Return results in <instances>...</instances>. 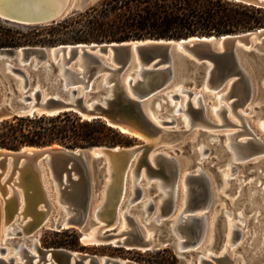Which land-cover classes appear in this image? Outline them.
<instances>
[{
  "label": "water",
  "instance_id": "water-1",
  "mask_svg": "<svg viewBox=\"0 0 264 264\" xmlns=\"http://www.w3.org/2000/svg\"><path fill=\"white\" fill-rule=\"evenodd\" d=\"M234 1L264 7V0ZM97 2L0 0V17L25 25H50ZM262 51L264 28L221 36L0 48V124L14 117L72 111L82 119H103L121 132L144 140L131 146L70 148L52 144L25 145L20 149L0 146V264H141L65 247H44L38 238L46 228L55 231L75 228L81 232L83 241L89 225L97 221L95 217L104 211L118 209L124 198L125 176L128 177L131 170L134 180L145 168L149 177L161 179L169 186L163 214L173 212L179 200L175 191L182 170V158L174 148L175 142L197 125L202 141L217 154L201 158L195 143L190 150L195 168L187 175L185 211L189 218L182 228V239L171 231L169 218L160 224L144 222L155 230V235L147 238L133 217L129 218L131 228L119 232V224L112 216L105 220L103 231L87 244H112L145 251L172 245L181 256L179 264H185L184 258H196L195 246L208 230L215 200L226 195L227 206L243 208L246 214L261 208L257 221L255 213L250 218L251 229L255 232L252 246L239 247L245 264H261L264 245L258 250L256 247L264 233V189L256 185L255 180L264 178V157L235 163L238 167L254 169L255 180L239 183L238 178H230L228 183L225 181L222 169L231 156L222 137L210 140L211 132L207 127L212 123L206 113L205 83H208V93L213 94L211 101L223 91L224 98L234 105L250 103L259 95L251 55ZM47 62L51 69L47 68ZM60 67L68 76L67 83L59 72ZM194 74L195 88H187ZM182 95L187 99L190 125L178 127L181 116L175 114V118L168 120L160 113L161 119L157 121L149 115L150 110L155 114L160 112L156 107L158 103L165 107L164 114H167L171 103L180 100ZM263 148L262 141L251 138L246 156ZM239 186V194L233 205H229L228 196L234 195ZM149 189L151 193L158 192L156 197L161 194L155 183ZM20 191L24 192L23 200ZM53 191L55 198H51ZM140 192L141 187H138V197ZM131 212L141 213L139 204L133 205ZM27 217L23 232L17 221L21 224ZM213 229L219 242L215 252L218 253L227 230L223 208L216 215ZM235 233L239 237L240 230L235 229ZM22 241L26 244L17 249ZM216 261L217 264H233L227 254L217 257Z\"/></svg>",
  "mask_w": 264,
  "mask_h": 264
},
{
  "label": "trees",
  "instance_id": "trees-1",
  "mask_svg": "<svg viewBox=\"0 0 264 264\" xmlns=\"http://www.w3.org/2000/svg\"><path fill=\"white\" fill-rule=\"evenodd\" d=\"M259 28H264V8L233 0H103L50 25H13L0 17V48L221 36ZM125 138V133L107 122L82 119L72 111L14 117L0 125V144L9 149L52 144L70 148L116 146L126 143ZM56 233L76 237L71 229ZM48 245L84 248L78 237L74 241L58 239Z\"/></svg>",
  "mask_w": 264,
  "mask_h": 264
},
{
  "label": "bare ground",
  "instance_id": "bare-ground-1",
  "mask_svg": "<svg viewBox=\"0 0 264 264\" xmlns=\"http://www.w3.org/2000/svg\"><path fill=\"white\" fill-rule=\"evenodd\" d=\"M47 68L51 69V64L49 62H47ZM60 74L63 76L64 78V82L67 83L68 81V76L66 74V72L64 71V68L60 67L59 70ZM128 76H126V79L128 80ZM207 85L208 83H205V88H206V102H207V106H206V113L208 118L210 119L212 125H210L209 127H207L210 132H211V137L210 140H220L221 136L220 135H215V133H213V129L215 128H223V127H235L237 128L234 131H228L224 136L226 137V140L224 142L223 140V144L225 145V147L227 148V150H229L230 152V156H231V160H229L226 164L225 167L222 169L223 172V177L225 179V181L228 183L230 178H238L237 181L239 183H245V182H249V181H253L255 179L252 180H248L247 178L245 179L244 176L241 175V171L242 169L238 166L235 165V163L238 162H243L245 160H247L248 158L253 157L255 161H258L260 158H262L264 156V148L261 149L260 151L250 155V156H246V154H248V144L250 142V139H257L260 140L264 143V139L262 137H260L253 129H251L247 122H246V116L244 115V113H251L252 109H255V104L257 103L258 97L252 99L250 101V103L247 104H243V105H234L232 103V101L227 100L226 98H224V92H219L216 96H214V99L211 101V98L213 96L212 93H208V89H207ZM181 86V85H180ZM179 85H177L176 87H180ZM19 89H20V85H18ZM211 101V102H208ZM171 110L167 113L168 115H171L172 118H175V115H179L181 116V119H183L184 124L186 125H190L192 123L191 121V114L189 112V108L187 105V99L185 98L184 95H182L181 99L178 101H173L171 103ZM212 105V110H210L209 106ZM157 109L160 111L159 113H154L153 111L150 110L149 115L155 120H159L161 119V117L159 116L160 113H163V111L165 112V107H163V105L161 103H158L156 105ZM242 109V111L240 110ZM210 112H212L213 114L217 115L220 120L221 123H217L216 121H214L212 119V117L210 116ZM211 113V114H212ZM232 116L237 117L240 120V123H236L235 121L232 120ZM163 118V117H162ZM170 119V120H171ZM259 126L264 130V120H261ZM197 127L199 128V125H197ZM194 127V128H197ZM199 131V130H198ZM243 135H248V137L244 138V139H240V137H242ZM204 144L203 145H199V151L201 153V158L202 157H208L205 153L210 150L209 145L207 144V142L203 141ZM154 152H152L150 154V158L152 157ZM210 156V155H209ZM235 168V169H234ZM198 169H201L200 166H198ZM188 169L186 168L185 173L184 171L181 170L180 173V177L177 183V189L175 191L176 196H179V200L178 202L175 204V209L173 208V212L168 213V214H163V204L165 202V198L169 196L170 194V187L169 186H165L162 182L161 179H155V178H151L148 176V174L146 173L145 168H142L139 172V176L137 178V180H134L133 177V170L128 171V177L125 176V183L123 184V196L124 198L121 199V202L118 206V209L115 212H111V211H104L102 212L100 215H98L96 218L97 221H95L94 223H91L89 225V230L87 233H85V236L83 237V242L85 243H89V240L94 239L95 237H97L99 235L100 232L103 231L102 225L105 224V220L112 218V216H115L116 219V223L119 224V228L118 231L119 232H123L126 231L128 229L131 228V223L129 218L133 217L135 222L139 225V227L141 228V230L144 232L145 236L147 238L149 237H153L155 235V230L153 228H149L145 225V223H151V222H156L157 224H160L161 222H163L164 219L169 218V225L171 228V231L178 236L179 238L182 239V228L185 225L186 221L188 220V213L185 211V203H186V198H187V189H188V184H187V175H188ZM8 172V170H7ZM6 172V173H7ZM6 176V174L3 176V178L1 180L4 179V177ZM241 176V177H238ZM261 180V183H259V181ZM256 185H260L261 189H264V178H257L255 180ZM152 183H155L159 189V191L161 192V194L157 197H159V204H157L156 206V202H155V196L152 198V193L150 192L149 187L151 186ZM184 185L185 189L183 191V199H182V203H179L180 201V188L181 185ZM138 187H141V192H140V196L138 197ZM130 189V195H128V190ZM241 186H239L236 190L235 194H239ZM147 192H149V195H147ZM254 192V191H253ZM158 193V192H157ZM10 195V194H9ZM230 196V195H229ZM232 198V204L229 205H233L234 199L236 197L231 196ZM24 198V192L20 191V199L23 200ZM264 202V197H263V201ZM0 204L2 205L1 202V195H0ZM135 204H139V209L142 210L141 213L138 212H131V209L133 207V205ZM124 205V206H123ZM179 205H181V209L178 207ZM224 209L225 215H226V219H227V230H226V234H225V240L224 243L221 247V249L219 250L218 253H215L213 250H210V252L208 253H203L202 255H200L201 252H203V246L206 244L208 237L210 236V231H211V225H214L215 219H216V211H212L209 219H208V230L204 236V238L202 239V241H200L197 246H195L196 250H197V255L195 260H192L190 258H184V262L185 264H209L210 262L217 264V257L221 256V255H225L227 254L230 259L233 261V264H245V256L241 250L243 259H240L239 256L237 255V250H239L240 246H252L251 242H252V238L255 235V232L252 231L251 226H249L248 228V237H246L243 242L240 245L236 246V243L238 241L241 240V238L244 235V228L248 226L249 224V219L247 218V214L243 211V208H238V209H233L230 208L229 206H225L222 207ZM180 209V212L178 214H176L178 212V210ZM158 213L153 216L154 212ZM255 213V218L254 220L257 221V217L259 216V214L261 213V208H256L254 210ZM175 214L177 215L176 217L173 218V216H175ZM136 215H138L136 218ZM29 217V216H28ZM28 217L21 221H17V223H19V229L24 231V225L27 224V220ZM17 217H15L12 221H15ZM238 219V221H235L234 219ZM145 222V223H144ZM122 223V224H121ZM140 223H142L143 225H145L146 227V231H144L142 229V227L140 226ZM121 225V227H120ZM13 228V227H12ZM235 229H239L240 230V235L239 237H236V233H235ZM26 230V228H25ZM39 239V238H38ZM180 239V240H181ZM259 245H257L256 250L260 249L261 246L264 245V233L261 234L260 239H259ZM22 244H26L24 241L19 242V246H17L19 249L20 245ZM179 247L181 248L182 245L179 244ZM233 247V249H232ZM242 249V248H241ZM145 251V250H143Z\"/></svg>",
  "mask_w": 264,
  "mask_h": 264
},
{
  "label": "rangeland",
  "instance_id": "rangeland-1",
  "mask_svg": "<svg viewBox=\"0 0 264 264\" xmlns=\"http://www.w3.org/2000/svg\"><path fill=\"white\" fill-rule=\"evenodd\" d=\"M234 1V0H233ZM103 2V0H98L97 3H101ZM239 2V1H237ZM96 3V4H97ZM255 6V5H254ZM258 7V6H257ZM264 8V7H262ZM81 12V11H79ZM76 12L75 14L79 13ZM74 15V14H73ZM72 16V15H71ZM10 23H12L13 25L17 24L20 26H28L25 24H20L17 22H12L10 21ZM63 42H58L57 44H46L45 46H57L62 44ZM68 44H74L73 42H67ZM252 61H253V66L254 69L256 71L257 77H258V88H259V95H258V100L257 103L255 104V109H252L251 113H244V115L246 116V122L248 124V126L253 129L260 137H262L264 139V130L259 126L261 120H264V51L262 52H253L252 53ZM195 79H196V74H194L192 76V78L187 82L186 87L187 88H195ZM210 110H212V105L209 106ZM242 111V109H240ZM243 112V111H242ZM212 112H210V116L212 117V119L214 121H216L217 123H221L220 118L215 115V114H211ZM162 117L164 119H168L170 120L172 118L171 115L168 114H164V111L162 113ZM10 120V119H8ZM103 120V119H101ZM232 120L235 121L236 123H240V120L237 117L232 116ZM7 121V120H5ZM4 121V122H5ZM105 121V120H103ZM106 122V121H105ZM3 123V122H2ZM1 123V124H2ZM0 124V125H1ZM178 127H183L185 128V124L184 121L179 118L178 120ZM237 128L235 127H223V128H215L213 129V133H215V135H220L224 142L226 140V137L224 136L228 131H234ZM198 127L192 129L185 137H182L181 139H178L175 142V146L174 148L179 152L180 157L182 158V171H184L186 168L188 170H193L195 168V163L192 157V152H190V150L193 148V144L195 143V145L198 147L199 145H203L204 142L202 141V137L200 136V133L198 131ZM248 137V135H243L242 137H240V139H244ZM194 139V140H193ZM201 139V140H200ZM126 143H121V144H117L116 146H131V145H137L140 144L142 142H144L143 139L141 138H137L134 137L132 135L126 134V138L124 140ZM194 141V142H192ZM1 147L3 148H8L6 146H3L0 144ZM23 147V146H22ZM21 148V147H20ZM18 148V149H20ZM9 149V148H8ZM212 151L211 149L208 150L205 154L207 156L211 155ZM217 153H212V156H215ZM264 157V156H263ZM240 168L242 169L241 171V175L242 176H247L248 180H252V179H256V172H254V169L252 168H243V166L241 165ZM259 183H261V180L259 181ZM264 186V184H263ZM185 187L182 184L181 188H180V201L179 203H182V199H183V191H184ZM225 189H222V191H224ZM240 190V189H239ZM51 191V190H50ZM130 193V189L128 190V195ZM56 192H51V198H55ZM147 195H149V192H147ZM157 192L152 193V198L155 196V202H156V206L157 204H159V197H156ZM238 194L232 195L234 197H236ZM226 195H224L223 197H218L215 202H214V210L216 211V215L221 213V209L222 207L226 206ZM228 198H230V202L229 204H232V198L231 196H228ZM179 208L181 207V205L178 206ZM181 209V208H180ZM180 209L178 210V212L176 214H178L180 212ZM254 211L247 213V218L249 219V224L247 227L244 228V235L241 238L240 241H238L236 243L237 245H240L243 240L248 237V228L249 226L252 225V220L250 222V218L252 216ZM158 213V211L153 213V216H155ZM155 214V215H154ZM175 214L174 217H176L177 215ZM138 215H136V218ZM235 221H238V219H234ZM122 224V223H121ZM140 226L142 227V229L144 231H146V227L145 225H143L142 223H140ZM121 227V225H120ZM71 230H74L76 233V237H78L79 243L81 246H83V249H74L73 250H79V251H83V252H87V253H91V254H100V255H107V256H112V257H120L126 260H131V261H135L137 263H141V264H179L181 262V256L177 253L176 249L172 246H166L163 247L159 250H150V251H143V250H138V249H126L125 247H116L114 245H91V244H87L85 242L82 241V234L78 229L75 228H71ZM72 233L71 234H66V235H60L57 234L55 230H51V229H43L40 232V243L44 246V247H49L48 243L58 240V239H65V240H69V241H74L76 238ZM219 248V242H217L216 240V234H215V229H213V225H211V231H210V236L208 237V240L206 242V244L203 246L202 250L203 252L200 253V255H202L203 253H208L210 252V250H213L214 252H217ZM233 249V247H232ZM241 248H239V250H237V255L239 256L240 259H243L242 253H241ZM264 264V261L261 263Z\"/></svg>",
  "mask_w": 264,
  "mask_h": 264
}]
</instances>
